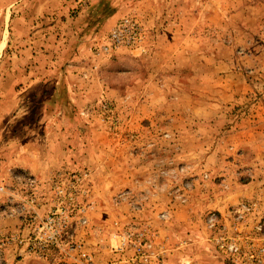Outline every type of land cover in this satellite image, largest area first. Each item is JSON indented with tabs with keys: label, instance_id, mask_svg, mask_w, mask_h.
Returning a JSON list of instances; mask_svg holds the SVG:
<instances>
[{
	"label": "rangeland",
	"instance_id": "obj_1",
	"mask_svg": "<svg viewBox=\"0 0 264 264\" xmlns=\"http://www.w3.org/2000/svg\"><path fill=\"white\" fill-rule=\"evenodd\" d=\"M22 107L77 146L0 174V264H264V0H0V123Z\"/></svg>",
	"mask_w": 264,
	"mask_h": 264
},
{
	"label": "crops",
	"instance_id": "obj_2",
	"mask_svg": "<svg viewBox=\"0 0 264 264\" xmlns=\"http://www.w3.org/2000/svg\"><path fill=\"white\" fill-rule=\"evenodd\" d=\"M67 1L70 2L72 0H67ZM101 2H103V0H74V5L76 6L77 4L80 3L82 7L85 5L87 6V9H89V8H92L95 3H101ZM87 3L89 5H87ZM28 79L29 78L27 74H24V75L22 74L20 76V82L23 83V86L21 87L22 90H25V89L27 91L29 90L30 86H29ZM39 81L41 80L36 78L35 82L37 83ZM58 92H59V89H58V86L56 85L53 88L51 97L54 95V93H56L57 95ZM72 94H75V93H71L69 95V98H73V96L71 97ZM22 98L23 97H21V102H22L21 104L23 106L24 103H23ZM37 99H38L37 100L38 103L41 101L42 103L44 102V99L42 100L41 97H38ZM30 111H31L30 109L22 107L20 111L17 113V115L14 117L13 113L10 110L9 113L7 114L8 118L5 119L4 122L0 123V174L3 179H6V181H8V177L11 175L10 166H11V169L19 168L21 172L25 171V172H28L30 174H34L37 176H44L50 170L49 167L51 165H54V167H58L60 166L62 161L66 164V163L74 162L75 160L74 158L75 156L71 154V156L67 157L65 153H63L64 151L62 150L63 148L69 147L73 144H74V148L75 146H77L75 142L70 143V141H73L72 139L69 140V144H70L69 146H67L68 145L67 143L61 142L59 137H56L53 139V141L52 140L50 141L48 139V137H50V134L46 133L48 129L47 126L45 128L43 126V129H40V131L38 132V137H36L35 131H32V132L30 131L32 126H34L35 124L40 126L42 123H44V121L41 122L39 121V119L34 120V119L28 118L23 122L24 125L26 126L28 122H33L34 125H29V127H27L28 129L26 130L23 128V123L21 122L20 127L18 126L14 128V125H13L14 120L17 119L20 115L29 113ZM29 115H33V114H31L30 112ZM55 116H56V112L54 111L51 115V118L53 119L50 121L47 120V122L52 123V129L54 130V132L57 131L58 129L56 125L54 127V123L56 124V119L54 118ZM39 139L41 141V148L43 147V151L46 148V151H51V155L53 156L52 158H49L47 161L39 162L38 161L39 157L36 160L32 158V156H35V153L37 151L35 150L31 151L30 147L33 146L32 145L33 140H39ZM68 151H70V149H68ZM82 151L83 150H81V152ZM79 156H80V153L77 154V157ZM83 157L89 159L88 155H83V152H82V158ZM160 206L162 207L167 206V202L165 203L163 201L160 204ZM155 209H158L156 203H154V207H153V210ZM15 221L18 222V220H15ZM179 257L181 258L183 257V255L179 254Z\"/></svg>",
	"mask_w": 264,
	"mask_h": 264
},
{
	"label": "built area",
	"instance_id": "obj_3",
	"mask_svg": "<svg viewBox=\"0 0 264 264\" xmlns=\"http://www.w3.org/2000/svg\"><path fill=\"white\" fill-rule=\"evenodd\" d=\"M124 28L127 30H130L131 27L124 21L122 24L115 26L110 34H111V39L113 42L119 43L121 41V35L124 31ZM103 47L100 48V50ZM104 49H107L104 47ZM219 219L218 216L215 213H209L207 216V226L208 227H214L215 225L218 226ZM219 237V236H218ZM214 238V241L216 243V246L219 248V250L228 258L232 259L233 261L237 262V259H239L238 256V251H239V246L238 244L233 240V238ZM140 251V256L134 258L132 262H128V264H145L149 261L150 255L146 254L145 252ZM258 253L250 251L247 254V261L242 262L243 264H249V262L253 260H258L259 258L257 257ZM240 263V262H239Z\"/></svg>",
	"mask_w": 264,
	"mask_h": 264
}]
</instances>
